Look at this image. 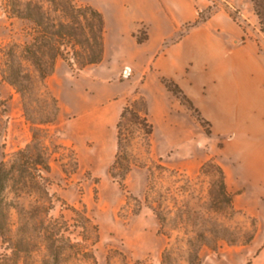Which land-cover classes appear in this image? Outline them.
<instances>
[{
    "label": "trees",
    "instance_id": "1",
    "mask_svg": "<svg viewBox=\"0 0 264 264\" xmlns=\"http://www.w3.org/2000/svg\"><path fill=\"white\" fill-rule=\"evenodd\" d=\"M1 10L8 20L22 24L19 37L0 43L1 80L20 94L27 121L36 123L28 114L33 103L40 104L45 111L39 123L52 124L57 118L59 104L45 89L44 81L54 71L58 59L77 72L101 62L105 34L103 14L92 5L76 0H1ZM145 38L146 35L136 37V41L142 43ZM23 62L33 67L37 82ZM159 79L201 126L203 123L209 125L176 82L165 77ZM35 86L44 88H37L36 97L31 94ZM148 114L145 99L135 90L116 123V152L108 174L125 193L121 209H126V215H137L142 207H147L156 218L157 234L165 239L159 264H201L203 250L217 254L222 243H251L258 230L257 220L234 207V194L228 190L225 172L214 158L204 161L197 173L190 176L178 168L167 167L161 158L150 160L149 164L131 152L132 138L123 133V121L130 116L150 146L153 124ZM39 131L36 129L26 147L16 152V160L9 163L0 157V243L3 246L0 264H65L68 261L97 264L93 247L99 241V229L86 207L68 205L62 200L72 213L70 219L62 214L50 215L54 201L58 200L48 191L50 160L57 161L69 177L78 169L76 152L51 140L48 142L53 150L48 152V147L40 142ZM42 131L48 134L47 129ZM205 133L210 135L211 131L205 129ZM66 149L70 151L68 162L63 161L62 154L55 156L56 150ZM135 166L147 171L141 199L125 185L127 175ZM7 190L16 197L31 196L34 202L27 207L19 205L8 199ZM11 209L16 211L15 223L10 219ZM235 214L246 217L248 230L241 231L219 220V215L230 220ZM72 230H77L76 236H72ZM115 252H107V264H112ZM117 253L121 264H147Z\"/></svg>",
    "mask_w": 264,
    "mask_h": 264
},
{
    "label": "crops",
    "instance_id": "2",
    "mask_svg": "<svg viewBox=\"0 0 264 264\" xmlns=\"http://www.w3.org/2000/svg\"><path fill=\"white\" fill-rule=\"evenodd\" d=\"M87 1L105 20L103 58L86 66L77 76L66 73L57 77L58 85L53 93L59 104L57 119L68 113V107H78L81 121L94 130L91 135L95 141H109L125 100L113 86L114 79L120 74V66L130 64L133 73L129 80L138 86L136 89L145 99L153 132L160 123L176 133L182 125V108L159 78L173 80L211 122L213 130L218 126V135L229 137L221 140L222 150L229 159L228 163H221L226 182L231 173L233 190L240 191L234 202L239 201V206L255 216L261 226L264 221V45L256 30L237 22L221 9L199 21L201 12L208 9L207 0ZM141 26L145 28L146 38L138 43L133 34ZM111 46L117 50L116 57L110 54ZM112 59L118 63L115 74L109 67ZM219 112H229L222 116L229 120V125L220 134ZM257 235L251 244L243 247H252ZM263 253L264 250L259 252L253 264H264Z\"/></svg>",
    "mask_w": 264,
    "mask_h": 264
},
{
    "label": "rangeland",
    "instance_id": "3",
    "mask_svg": "<svg viewBox=\"0 0 264 264\" xmlns=\"http://www.w3.org/2000/svg\"><path fill=\"white\" fill-rule=\"evenodd\" d=\"M76 1L89 4L87 0ZM207 1L210 4L209 0ZM229 1L245 17L237 15L219 0H213V6L208 5V9L201 12L200 17L205 20L214 11L225 10L237 22L252 26L264 45V0ZM21 27L22 24L19 21H10L4 16L0 0V43L10 42L12 39L19 37ZM133 35H135V38L145 36V28L141 26ZM109 49L111 56L116 57V48L111 46ZM23 65L37 82V73L33 67L28 62H23ZM126 65L131 67V73L128 77H123L122 70ZM109 67L115 74L118 71L116 60L112 59L109 62ZM120 68V74L118 78L114 79L113 86L125 99V105L128 99L133 98L134 91H138L136 89L138 86L129 80L133 73V67L130 64H123ZM66 73L74 77L77 76L79 71H73L63 60L58 59L54 71L44 83L45 89L51 95L55 93V88L58 85L57 77ZM83 87L88 91L86 85ZM37 88L44 89L41 86H35L31 90L32 96L36 97L38 95ZM78 97L79 95H76V98ZM22 103L23 99L20 94L12 86L1 80L0 77V157L9 163L16 160V152L26 147L36 129H40V142L48 147V152L53 150L48 142L49 140L65 145L67 148H72L77 155L78 169L69 177L65 176L57 161H54L53 158L50 160L51 171L48 176L51 183L48 185V191L53 197L58 198L54 201V208L50 211V215L56 217L62 214L66 219H70L72 213L65 208L61 202L62 200L68 205L79 208L82 205L86 207L89 216L99 229V241L93 247L97 264H107L105 256L109 250H116L113 253L112 264H121V257L117 252L126 254L132 260L146 261L147 264H159L160 251L165 244V239L157 234L158 223L156 218L147 207H142L137 215H126V209H121L126 200L125 193L108 174V167L113 162L116 152L115 126L112 129L111 139L100 143L96 142L91 135L94 130L85 125L79 118V114H77L78 107H74V109L68 107V113L62 114L59 119L56 118L52 124L43 125L39 123V120L43 118L41 114L45 111L40 104H30L28 114L36 122L33 124L25 119ZM68 104L72 105L69 102ZM179 104L182 108L181 116L183 118L181 129L175 133L170 129H165L162 124H157L149 139L150 146L147 145V139L135 121L130 116L124 119L123 133L132 138L131 152L140 161L149 164H151L150 160L161 158L162 163L167 167L178 168L190 176H194L200 165L209 158H214L220 165L221 163H228L229 159L222 150L223 142L221 140L222 138L229 140V137L219 136L218 126H216V130H213L211 122L203 116L209 122V125L203 123V126H201L192 117L191 112L180 102ZM225 114L229 115V112H219V134L228 127L227 124L229 125V120L226 121L222 118ZM156 115H158V112ZM43 129H47V135L42 131ZM205 129H209L211 134L207 135ZM44 135L47 137H42ZM231 147L229 145L228 149L230 150ZM56 152L55 156L62 154L63 161L68 162L67 156L70 155L68 149L64 151L56 150ZM69 169L67 165V170ZM146 175V169L135 166L125 180L127 189L140 199L146 187ZM231 175L230 173L228 184L227 182L226 184L228 190L234 194V207L246 215L253 216L239 206V201L234 202L235 195L240 191L233 190ZM6 195L9 200L26 207L34 202L31 196L16 197L10 190L6 191ZM131 203L134 204V202ZM253 217L257 220L258 235L252 247L222 243L217 254L203 250L201 264H253L259 252L264 250V221L260 226L258 219L255 216ZM10 219L12 222H16L17 215L14 209L10 211ZM219 220L231 227H238L241 231L249 228L248 221L242 214H235L230 220L219 215ZM71 234L76 236L77 230H72ZM2 252L3 246L0 243V254ZM261 262L264 263V253L261 256ZM65 264L92 263L68 261Z\"/></svg>",
    "mask_w": 264,
    "mask_h": 264
},
{
    "label": "built area",
    "instance_id": "4",
    "mask_svg": "<svg viewBox=\"0 0 264 264\" xmlns=\"http://www.w3.org/2000/svg\"><path fill=\"white\" fill-rule=\"evenodd\" d=\"M210 4L209 6H213L214 2L213 0H209ZM219 2L224 3L227 5L232 11H234L237 15H240L242 17H245L241 11L238 10L237 7H235L229 0H219ZM131 73V67L130 66H124L122 70V76L123 77H128Z\"/></svg>",
    "mask_w": 264,
    "mask_h": 264
}]
</instances>
